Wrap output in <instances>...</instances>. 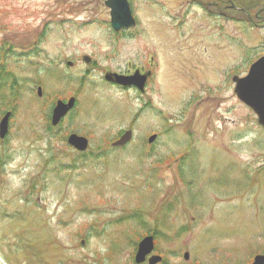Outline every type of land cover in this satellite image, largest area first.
I'll use <instances>...</instances> for the list:
<instances>
[{"label":"rangeland","instance_id":"rangeland-1","mask_svg":"<svg viewBox=\"0 0 264 264\" xmlns=\"http://www.w3.org/2000/svg\"><path fill=\"white\" fill-rule=\"evenodd\" d=\"M103 1L0 0V117L12 112L0 264H135L150 234L164 264H250L264 253V129L230 76L264 54V19L213 20L211 0H199L205 12L130 0L136 26L116 34ZM136 71L149 77L143 94L102 79ZM70 96L50 129L55 100ZM126 129L130 142L111 149ZM70 132L88 139L84 154Z\"/></svg>","mask_w":264,"mask_h":264},{"label":"water","instance_id":"water-1","mask_svg":"<svg viewBox=\"0 0 264 264\" xmlns=\"http://www.w3.org/2000/svg\"><path fill=\"white\" fill-rule=\"evenodd\" d=\"M105 4L110 8L111 25L115 30L133 25V19L130 15L126 0H107ZM131 80H135L134 77ZM235 92L241 100L256 112L258 122L264 126V57H261L252 64L245 77L236 79ZM66 110L67 106L58 103L54 110L53 123L57 122ZM8 114L6 113L0 122L1 136L6 132ZM128 138L129 132L124 134L116 144H121ZM77 140H80L83 146L85 145V140ZM143 243L141 246H144ZM252 264H264V255H257Z\"/></svg>","mask_w":264,"mask_h":264},{"label":"flooded vegetation","instance_id":"flooded-vegetation-1","mask_svg":"<svg viewBox=\"0 0 264 264\" xmlns=\"http://www.w3.org/2000/svg\"><path fill=\"white\" fill-rule=\"evenodd\" d=\"M208 6H210V7H213L214 8V11H213V13L215 14V13H217L218 15H221V16H225L226 15V13H225V11H222L220 8H218V9H216V7H218L217 6V4L215 3V2H213V3H209L208 4ZM227 6L225 5L224 6V8H226ZM230 7V6H229ZM225 10V9H224ZM262 13H263V11H258V12H256L255 13V18L256 19H260L261 18V16H262ZM216 14V15H217ZM127 74H129V73H126V75ZM146 74V73H145ZM148 81H149V77H148V75H146V77H145V84H144V88H143V91H145V89H146V87H147V83H148ZM132 88H133V86H131Z\"/></svg>","mask_w":264,"mask_h":264}]
</instances>
